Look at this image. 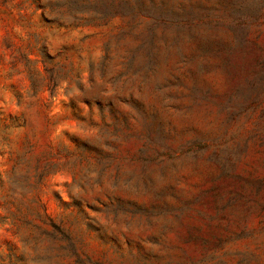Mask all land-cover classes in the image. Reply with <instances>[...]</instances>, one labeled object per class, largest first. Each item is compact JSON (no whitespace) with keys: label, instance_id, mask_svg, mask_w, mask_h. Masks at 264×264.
Listing matches in <instances>:
<instances>
[{"label":"rangeland","instance_id":"obj_1","mask_svg":"<svg viewBox=\"0 0 264 264\" xmlns=\"http://www.w3.org/2000/svg\"><path fill=\"white\" fill-rule=\"evenodd\" d=\"M170 2L0 0V264H264V0Z\"/></svg>","mask_w":264,"mask_h":264},{"label":"trees","instance_id":"obj_2","mask_svg":"<svg viewBox=\"0 0 264 264\" xmlns=\"http://www.w3.org/2000/svg\"><path fill=\"white\" fill-rule=\"evenodd\" d=\"M114 4L118 7H122L131 12L136 11H149L153 13V22L149 25L148 29L152 31V37L154 38V28L158 25H163L165 27L169 25L183 26H196L191 18H180V12H176L173 8L172 2L170 0H112ZM229 5L219 1L215 5H208V3H197L196 7L190 6V9L182 6L181 11L183 13L192 14L196 12L199 17L205 19L204 23L209 28H212L213 24H226L228 19H230L231 14L228 11ZM220 10L219 13H215L213 9ZM189 9V10H188ZM168 11L172 13L169 14ZM151 43V42H150ZM145 47V42L140 46V48ZM205 48V47H204ZM212 46H207L204 51L206 53L210 52Z\"/></svg>","mask_w":264,"mask_h":264}]
</instances>
